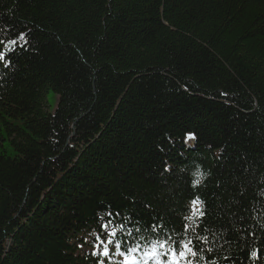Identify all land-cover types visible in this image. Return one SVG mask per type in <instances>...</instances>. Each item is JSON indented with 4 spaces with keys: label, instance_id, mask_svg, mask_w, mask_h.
Returning a JSON list of instances; mask_svg holds the SVG:
<instances>
[{
    "label": "trees",
    "instance_id": "1",
    "mask_svg": "<svg viewBox=\"0 0 264 264\" xmlns=\"http://www.w3.org/2000/svg\"><path fill=\"white\" fill-rule=\"evenodd\" d=\"M0 50V264H264V0H0Z\"/></svg>",
    "mask_w": 264,
    "mask_h": 264
},
{
    "label": "snow or ice",
    "instance_id": "2",
    "mask_svg": "<svg viewBox=\"0 0 264 264\" xmlns=\"http://www.w3.org/2000/svg\"><path fill=\"white\" fill-rule=\"evenodd\" d=\"M14 50V49H13ZM5 59H8V53H4L0 50V63H2ZM10 64L11 61L9 60ZM188 138H194L192 134H186L185 143H187ZM171 142V141H170ZM198 184V181L194 182L193 187ZM192 204V213L195 215L197 209V199H193L191 201ZM202 210H201V218H202ZM191 217H187L186 219H190ZM164 225H161V229ZM115 235V234H113ZM108 243L112 246L113 249H120L122 255V264H140V257L137 255L138 252L143 253V264H152L155 261V264H181V260H184L185 264H189L188 253L192 249H189V245L181 244L180 241H170L167 236H165L164 240H156L155 242H148V250H144L142 245H137L133 248H126V241L121 240L119 242L116 241H108ZM195 248V245H193ZM166 249V250H165ZM105 257L109 254L108 250L104 253ZM253 256L256 255L255 252L252 253ZM104 264V262H101Z\"/></svg>",
    "mask_w": 264,
    "mask_h": 264
},
{
    "label": "rangeland",
    "instance_id": "3",
    "mask_svg": "<svg viewBox=\"0 0 264 264\" xmlns=\"http://www.w3.org/2000/svg\"><path fill=\"white\" fill-rule=\"evenodd\" d=\"M49 97V101H50V106L48 107V109L53 112L58 104V95H55L54 93L50 92L48 94ZM108 247V243H105L101 248H98V250H100L102 253H104L107 250ZM111 252V250H110ZM114 260H116L118 258V255H114ZM119 261H115V264H122V259L118 258ZM121 262V263H120ZM181 264H184L183 261L181 260Z\"/></svg>",
    "mask_w": 264,
    "mask_h": 264
}]
</instances>
